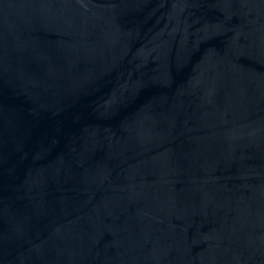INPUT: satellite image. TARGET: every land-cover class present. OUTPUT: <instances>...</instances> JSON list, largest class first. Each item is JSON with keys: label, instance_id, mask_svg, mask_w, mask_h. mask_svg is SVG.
<instances>
[{"label": "water", "instance_id": "95a60500", "mask_svg": "<svg viewBox=\"0 0 264 264\" xmlns=\"http://www.w3.org/2000/svg\"><path fill=\"white\" fill-rule=\"evenodd\" d=\"M0 264H264V0H0Z\"/></svg>", "mask_w": 264, "mask_h": 264}]
</instances>
